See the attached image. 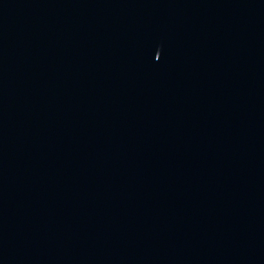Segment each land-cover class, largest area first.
<instances>
[{
    "label": "water",
    "instance_id": "1",
    "mask_svg": "<svg viewBox=\"0 0 264 264\" xmlns=\"http://www.w3.org/2000/svg\"><path fill=\"white\" fill-rule=\"evenodd\" d=\"M162 0H0V264H133Z\"/></svg>",
    "mask_w": 264,
    "mask_h": 264
}]
</instances>
